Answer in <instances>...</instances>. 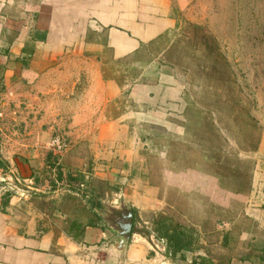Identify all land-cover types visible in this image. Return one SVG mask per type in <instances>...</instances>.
<instances>
[{
  "label": "crops",
  "instance_id": "obj_1",
  "mask_svg": "<svg viewBox=\"0 0 264 264\" xmlns=\"http://www.w3.org/2000/svg\"><path fill=\"white\" fill-rule=\"evenodd\" d=\"M191 2L0 0V158L5 162L0 174L25 186L23 194L5 193V204L0 193V264L198 262L197 245L183 257L170 256L164 241L151 231L143 235L134 230L125 248L118 249L117 231L102 220L74 238L67 232V219L58 220L61 184L51 188L54 169L53 176L48 174L50 140L62 128L73 140L70 152L84 151L82 141L99 158L102 167L94 163L106 170L98 172L99 179L114 185L120 200L131 208L142 202L163 209L165 198L146 195L152 190L145 187L146 194H141L142 176H131L132 169L144 164L132 138L141 134L140 124L167 133L186 130L192 106L198 104L188 95L187 74L206 71L212 73L211 82L231 78L229 61L212 37L201 32L188 36L186 23L181 25L180 14ZM191 25L198 29L200 24ZM212 117L207 120L211 139L220 137ZM251 150L263 156V140ZM222 151L214 152L216 160ZM60 166L66 173L76 170ZM78 173L85 179L93 176L90 169ZM214 188L220 192V186L209 181L205 195L210 201L220 197L211 195ZM257 197L263 201V193Z\"/></svg>",
  "mask_w": 264,
  "mask_h": 264
},
{
  "label": "rangeland",
  "instance_id": "obj_2",
  "mask_svg": "<svg viewBox=\"0 0 264 264\" xmlns=\"http://www.w3.org/2000/svg\"><path fill=\"white\" fill-rule=\"evenodd\" d=\"M180 20L181 25L186 23L188 36L201 32L212 37L229 61L231 78L211 82L212 75L206 71L187 74L188 95L198 104L192 106L193 119L182 134L140 124L141 134L138 131L131 143L144 164L142 169H132L131 176H142L139 182L145 183L140 185L143 188L141 194L152 190L146 195L157 194L165 198V204L163 209L156 211L139 202V208H134L135 230L148 235L154 217L161 212L174 222L193 229L200 256L213 262L221 257L226 262L229 259L228 264L241 259L259 264L258 256L264 249V0H192L187 10L181 12ZM191 23H199V28ZM187 45L195 48L190 41ZM206 85L210 86L204 88ZM212 113L220 134L213 139L207 131V120L211 119ZM55 132L67 144L62 153L49 147L55 160L76 168L69 170L73 175L89 169L92 172L93 176L86 178L91 181L90 185L75 183V186L84 191L90 187L102 191L101 206L102 203L109 206L127 204L113 193L114 185L99 179L98 172L106 171L100 169L99 158L92 155L82 141L79 145L85 152L78 147L80 152L73 154L70 152L73 140L68 133L62 128ZM261 139L263 156L251 150ZM114 147L113 144L109 148ZM220 149L227 151V157L216 160L214 152H220ZM111 154L115 165L116 157ZM89 158L93 161L89 162ZM52 171L49 176H53ZM202 178L208 181H202ZM181 180L184 181L181 183ZM211 180L220 186V192L219 188H214L215 193L211 194L220 197L212 201L211 196L205 195ZM254 184L258 186L257 190ZM19 186L25 188L24 183ZM153 188L158 191L153 192ZM72 190L66 184L57 190L61 202L57 207L62 212L58 220L69 219L68 216L71 219L73 209L87 203L88 196ZM237 191L239 195L232 196ZM256 192L263 193L262 202ZM67 194L76 196L75 200L66 199ZM101 209L103 206L94 207L95 211ZM247 256L251 258L246 259Z\"/></svg>",
  "mask_w": 264,
  "mask_h": 264
},
{
  "label": "trees",
  "instance_id": "obj_3",
  "mask_svg": "<svg viewBox=\"0 0 264 264\" xmlns=\"http://www.w3.org/2000/svg\"><path fill=\"white\" fill-rule=\"evenodd\" d=\"M214 69L215 68H213V71H215ZM209 75H212V73H210ZM223 153L225 155H222ZM54 157L55 155L50 152L48 155L49 169L51 171L53 168L55 172L53 176V179H55V181H50L51 188L55 189L56 183L59 182L61 185L66 184L67 186H70L73 189L72 192H75L77 190V192H80L82 196H88L87 203L82 204V206L77 207L75 210L73 209L71 219L69 216V219L66 220V228H68L67 232H69V234H72L74 238L79 239L82 237L83 230L86 226H97V224L101 220V217L94 210V207H102L99 198H103L104 193L102 191H97L91 187L87 191H84L83 188L80 189L79 186H75V183H79V185H90L91 181L86 180L84 175L81 173L73 175L71 173L64 172L62 170V166H60V164L55 160L56 157ZM226 157V152L222 151L221 158L218 159L222 160ZM1 167H5V162L0 158V168ZM115 190H117V188H115ZM4 195L5 197L3 198V204L7 202L8 194ZM66 197H68L66 199L72 200H75L76 198V196H74L73 194H67ZM132 212L134 215V219L131 232L136 229V210L132 208ZM151 233L154 235L155 238L165 241L166 252L170 256H176L179 254L181 257H183V252L193 251L197 247V238L194 234L193 229L188 228L177 222H174L170 217L162 214L161 212H158L152 221ZM263 253L258 256L259 264H263ZM250 258V256L246 257V259ZM228 261L229 259L226 262L220 257L217 262H213L211 259H207L205 256H199L198 262H193V264H228Z\"/></svg>",
  "mask_w": 264,
  "mask_h": 264
},
{
  "label": "water",
  "instance_id": "obj_4",
  "mask_svg": "<svg viewBox=\"0 0 264 264\" xmlns=\"http://www.w3.org/2000/svg\"><path fill=\"white\" fill-rule=\"evenodd\" d=\"M102 206L103 209L96 212L102 221H105L108 226L117 231L118 242L115 247L124 249L131 236L134 219L132 208L125 203H121L120 206H109L106 203H102Z\"/></svg>",
  "mask_w": 264,
  "mask_h": 264
},
{
  "label": "built area",
  "instance_id": "obj_5",
  "mask_svg": "<svg viewBox=\"0 0 264 264\" xmlns=\"http://www.w3.org/2000/svg\"><path fill=\"white\" fill-rule=\"evenodd\" d=\"M49 147L52 151L56 153H62V151L66 150L67 144L63 140V138H60L59 136L55 135L51 138ZM19 184H21L20 180L13 179L4 174H0V193L23 194L25 188H21Z\"/></svg>",
  "mask_w": 264,
  "mask_h": 264
}]
</instances>
